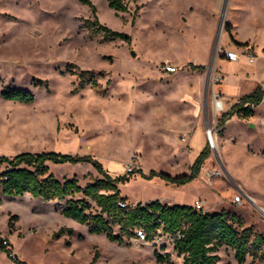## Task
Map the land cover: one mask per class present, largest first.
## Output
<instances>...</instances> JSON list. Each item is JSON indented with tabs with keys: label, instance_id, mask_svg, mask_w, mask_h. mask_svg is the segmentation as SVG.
<instances>
[{
	"label": "rangeland",
	"instance_id": "rangeland-1",
	"mask_svg": "<svg viewBox=\"0 0 264 264\" xmlns=\"http://www.w3.org/2000/svg\"><path fill=\"white\" fill-rule=\"evenodd\" d=\"M88 1L99 24L129 36V45L91 36L85 22L93 15L80 0H0V94L34 96L32 104L0 96V156H91L112 177L134 169L181 176L207 145L210 155L197 179L175 186L134 175L118 186L123 203L192 206L200 200L204 213L225 211L264 237V104L256 108L254 126L232 120L213 145L205 134L217 127L213 87L223 75V53L243 49L232 42L264 44V0H231L232 9L230 0H124L127 12L117 17L107 0ZM257 58L255 65L241 62L224 72L249 77L242 84L247 90L261 79ZM164 64L176 72L166 75ZM47 168L57 181L75 178L81 187L101 179L86 164ZM217 168L224 176L208 181L205 172ZM238 193L243 199L233 203ZM67 200L2 197L0 236L19 262L91 264L96 255L94 264H167L156 262L157 253L182 264L167 237L118 245L89 234L61 215ZM215 255L217 264H237L228 248ZM251 262L247 257L244 264ZM0 264L14 263L0 252Z\"/></svg>",
	"mask_w": 264,
	"mask_h": 264
},
{
	"label": "trees",
	"instance_id": "trees-1",
	"mask_svg": "<svg viewBox=\"0 0 264 264\" xmlns=\"http://www.w3.org/2000/svg\"><path fill=\"white\" fill-rule=\"evenodd\" d=\"M136 2L137 0H132ZM88 6L93 15L92 21H86L87 31L91 36L102 34L106 40H120L130 44V37L115 32L99 24L96 10L88 0H80ZM108 7L119 14L127 12L124 0H107ZM135 18H132V24ZM235 46L247 47L248 44ZM264 51V50H263ZM200 68V67H199ZM82 88V86H80ZM4 101L20 104H32L34 96L26 90H6L0 94ZM264 91L257 86L251 93L241 97L228 111L217 120V128H222L227 121L236 116L247 120L252 117L251 108L260 105ZM207 145L199 152L192 163L189 173L181 176H169L150 171L144 175L141 170H130L124 175L112 177L102 164L91 156H71L57 153H21L14 157L0 156V205L2 197H22L25 194L44 202L63 201L69 198L61 211L64 218L71 219L85 226L91 235H104L118 245L142 235L145 242L167 237L173 252L182 257V264H217L215 253L222 247L234 252L237 264H244L247 257L264 263V237L254 233L251 228H244L236 216H229L225 211L207 214L196 211L188 205H162L154 201L145 205L128 206L121 198L118 186L127 183L134 175L146 180L158 178L164 182L181 186L197 179L204 161L209 157ZM47 163L53 165L91 166L101 179L81 187L75 178L57 181L47 175ZM47 175V176H46ZM45 177V178H44ZM77 197L76 199H73ZM93 204V205H92ZM117 228L115 234L113 229ZM64 230H60L59 233ZM0 252L9 255L7 246L0 243ZM157 263L170 264L167 256L155 254ZM96 261L94 256L92 263ZM14 264H23L15 261Z\"/></svg>",
	"mask_w": 264,
	"mask_h": 264
},
{
	"label": "crops",
	"instance_id": "crops-1",
	"mask_svg": "<svg viewBox=\"0 0 264 264\" xmlns=\"http://www.w3.org/2000/svg\"><path fill=\"white\" fill-rule=\"evenodd\" d=\"M231 5H232V1L230 0V4H229L230 9H232ZM227 19H228V17H227ZM235 43H237V44L247 43L250 46L243 47V49H240V50H238L237 48H230V49L226 50V51H236L239 54V60L235 63L229 62L224 57H222L224 62H225V66H222L223 75H222L220 83L215 84L213 87V91H214L215 95L217 96L214 101H215L216 114L218 117H220L223 113L228 111L241 97L251 93L257 86H260L264 91V68L261 70L262 75H261L260 81L254 82V84L251 87H249L247 90H244V91H243V88H245V86L242 84L246 83L247 79L249 77H246L247 79L243 77V80H242V76H241V79L236 75H232L229 77L224 72L229 66L237 65L241 62H244L245 64H248V65H255L256 59H258L257 57H260V60L262 59V66H264V51H263L264 50V44L259 46L255 41H251V40L238 41ZM248 51H252L254 54L257 55V57L256 56L254 57V62L252 64H250L248 62V57L246 55V53ZM254 70L255 69H252V71H254ZM166 75H170V74H166ZM252 76H254V75H252ZM217 86H220L218 90H217ZM218 103H220V109L217 111L216 105ZM263 104H264V97H263V100L260 103V105L251 108L252 113H253L252 117H250L247 120H242V119H238L236 116H234L229 121H227L225 123V125L223 126L224 129L226 128L228 122H230L232 120H234V121L242 120V124L247 123V124H251L254 126L253 123H254V118L256 117V108L262 106ZM175 205H177V204H175Z\"/></svg>",
	"mask_w": 264,
	"mask_h": 264
},
{
	"label": "built area",
	"instance_id": "built-area-1",
	"mask_svg": "<svg viewBox=\"0 0 264 264\" xmlns=\"http://www.w3.org/2000/svg\"><path fill=\"white\" fill-rule=\"evenodd\" d=\"M247 57H248V62L250 64H252L254 62V55L252 53V51H248L246 53ZM223 57L229 61V62H237L239 60V54L236 51H225L223 53ZM163 72L166 74H174L176 72V67L168 65V64H164L163 66ZM221 79H216V82H220ZM215 131H213L211 128H208L206 131V137H207V141L210 145H213V141H214V136H216V133L219 131V129L217 127H215ZM185 141V139H183ZM224 176V171L223 169L217 168V169H213V170H209L205 172V177L208 181H211L214 178H220ZM244 194L243 193H238V195L234 196V198L232 199L233 203H238L240 202V199H243ZM121 207H124L125 204H120ZM192 208L196 211L202 212L204 213V202L200 201V200H196L194 201ZM138 237H140L143 240L142 235L138 234ZM0 243H2V245L7 246V249L9 250V255L7 256L13 263L15 261H18L15 258V254H12V250L7 242V240H5L4 238H2L0 236ZM6 255V254H5Z\"/></svg>",
	"mask_w": 264,
	"mask_h": 264
},
{
	"label": "bare ground",
	"instance_id": "bare-ground-1",
	"mask_svg": "<svg viewBox=\"0 0 264 264\" xmlns=\"http://www.w3.org/2000/svg\"><path fill=\"white\" fill-rule=\"evenodd\" d=\"M214 144H215V140H214Z\"/></svg>",
	"mask_w": 264,
	"mask_h": 264
},
{
	"label": "water",
	"instance_id": "water-1",
	"mask_svg": "<svg viewBox=\"0 0 264 264\" xmlns=\"http://www.w3.org/2000/svg\"><path fill=\"white\" fill-rule=\"evenodd\" d=\"M132 55H134V54H132Z\"/></svg>",
	"mask_w": 264,
	"mask_h": 264
}]
</instances>
